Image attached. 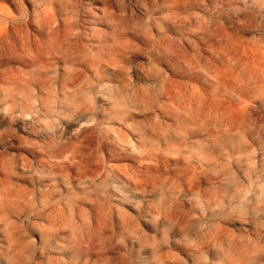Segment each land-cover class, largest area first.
Here are the masks:
<instances>
[{
	"label": "rangeland",
	"instance_id": "obj_1",
	"mask_svg": "<svg viewBox=\"0 0 264 264\" xmlns=\"http://www.w3.org/2000/svg\"><path fill=\"white\" fill-rule=\"evenodd\" d=\"M0 264H264V0H0Z\"/></svg>",
	"mask_w": 264,
	"mask_h": 264
}]
</instances>
